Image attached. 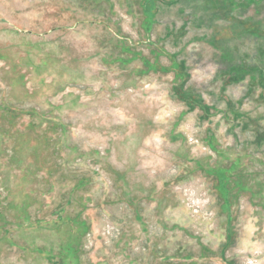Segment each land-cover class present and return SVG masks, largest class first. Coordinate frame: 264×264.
Listing matches in <instances>:
<instances>
[{
  "label": "rangeland",
  "instance_id": "rangeland-1",
  "mask_svg": "<svg viewBox=\"0 0 264 264\" xmlns=\"http://www.w3.org/2000/svg\"><path fill=\"white\" fill-rule=\"evenodd\" d=\"M138 213L135 251L264 264V0H0V264Z\"/></svg>",
  "mask_w": 264,
  "mask_h": 264
},
{
  "label": "crops",
  "instance_id": "crops-1",
  "mask_svg": "<svg viewBox=\"0 0 264 264\" xmlns=\"http://www.w3.org/2000/svg\"><path fill=\"white\" fill-rule=\"evenodd\" d=\"M83 11L85 12L86 9H83ZM99 12L101 11L97 9V12L96 10H93L91 11L90 14H93V13L98 14ZM1 22H3V19L1 20ZM212 146L215 147L214 149L215 155L212 160L218 163L217 166L216 165L215 166L217 168L221 166H226V164L231 159L229 158L230 156L227 157L229 159H223L221 157L222 155H224V153H227L228 151L230 152L232 150V147H230L229 145L225 147H219V146L216 147L217 146L216 144H212ZM240 155L245 157L246 154L239 153L237 155H233L232 160L235 161V160H238V158L241 159ZM192 163H195L197 166L198 161L190 158L188 161L189 166L190 165L192 166ZM208 167L209 166H203V169L206 171ZM209 171H210V168H209ZM137 204H138V207L136 208V210L138 209L140 210V208L145 205L144 202L137 203ZM232 207H233L232 204H229V202L228 203L226 202L222 210L227 211L226 212L228 213L227 215L230 216L229 211ZM173 208L174 207L172 206H167L166 209H173ZM155 220L157 222H153V221L149 222V220L144 218L142 215H139L138 213L137 216L134 217L133 219L131 220L126 219L124 221V224H122V226L124 227V234L122 236V239L119 242L112 245L111 247L105 248L101 242L97 241V244L94 250L89 255V253L86 254L85 250L79 251L76 248H71V247H74L73 245L72 246L68 245V248L61 251L60 252L61 254L58 255V257L61 259H59V261L54 262L53 264H83L84 261L82 260L83 259L85 260V258H87V261L85 260L86 263L84 264H87V262L88 264H178L177 262L178 261L181 262L182 258H183V261H186L187 259L190 258L191 260H189V262H191V264H195L194 263L195 261L192 260L193 258L192 255L190 256L189 254L187 255L185 254L183 256V255H180V252L177 253L176 255L166 254L165 250L161 251L162 247L164 246H160L161 245L160 243H158L157 247L150 248L147 251L146 250L144 251V249H142L141 251H135L131 249L132 244L143 246L145 244L150 243L149 237L152 236L153 234V231H151L150 229L151 227L155 228V225H157V223H160L161 221L163 222V225L165 226V219H158V220L155 219ZM231 221L233 222L232 216L228 217L227 219V227L229 226V223H231ZM159 235L162 236V234H159ZM229 236H231L230 232L227 233L228 238ZM87 251H90V250H87ZM208 253L210 252L208 251L207 254ZM219 257L222 258L221 263H219V261H214V264L216 263L218 264L226 263L227 264L228 263V261L225 262L223 253H220Z\"/></svg>",
  "mask_w": 264,
  "mask_h": 264
},
{
  "label": "built area",
  "instance_id": "built-area-1",
  "mask_svg": "<svg viewBox=\"0 0 264 264\" xmlns=\"http://www.w3.org/2000/svg\"><path fill=\"white\" fill-rule=\"evenodd\" d=\"M190 205H191V204H190ZM199 206H201V205H199V203H198V202H193V204H192V206H191V208H193V210H192V211H194V212H197V213H198V212H199V211H198V210H199ZM110 231H111V232H113V231H114V229H112V228H111L110 230L108 229V231H106V232H107V233H109V234H111V233H110ZM117 233H118V232H117ZM114 236H116V235H114Z\"/></svg>",
  "mask_w": 264,
  "mask_h": 264
},
{
  "label": "water",
  "instance_id": "water-1",
  "mask_svg": "<svg viewBox=\"0 0 264 264\" xmlns=\"http://www.w3.org/2000/svg\"><path fill=\"white\" fill-rule=\"evenodd\" d=\"M3 22H6V21L3 20Z\"/></svg>",
  "mask_w": 264,
  "mask_h": 264
}]
</instances>
